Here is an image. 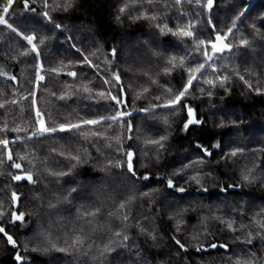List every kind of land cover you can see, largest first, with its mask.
Here are the masks:
<instances>
[{
  "label": "trees",
  "instance_id": "obj_1",
  "mask_svg": "<svg viewBox=\"0 0 264 264\" xmlns=\"http://www.w3.org/2000/svg\"><path fill=\"white\" fill-rule=\"evenodd\" d=\"M207 4L27 0L26 8L25 0H0V141L8 142L0 143V264H264V0ZM165 25L172 31L161 32ZM186 25L193 37L173 35ZM217 33L227 35L229 52L210 50ZM172 56L184 67L168 64ZM199 64L202 75L180 103L158 107ZM117 111L130 115L84 125L87 138L59 130ZM190 119L200 123L185 130ZM41 121L56 131L36 135ZM161 137L163 147L148 143ZM72 164L69 175L49 174ZM29 173L31 182L13 179ZM75 236L82 247L68 246ZM213 244L227 251L196 252Z\"/></svg>",
  "mask_w": 264,
  "mask_h": 264
},
{
  "label": "snow or ice",
  "instance_id": "obj_2",
  "mask_svg": "<svg viewBox=\"0 0 264 264\" xmlns=\"http://www.w3.org/2000/svg\"><path fill=\"white\" fill-rule=\"evenodd\" d=\"M13 2V0H9V6H11V3ZM149 3H151V0H148ZM181 0H176V3H180ZM198 2V0H197ZM212 2L213 0H208V4H207V7L208 8H211L212 7ZM132 3L135 4L136 3V0H132ZM27 0H25V7L27 8ZM128 7V5H125L124 8H121V12L125 11V8ZM3 12L4 13H7L8 12V7H5L3 9ZM241 15H243V12L241 13ZM154 18V17H153ZM239 18V17H238ZM0 23H6V21L4 20V18L2 16H0ZM11 27V26H9ZM159 27V26H158ZM190 27L191 26H188L186 25L184 28H177L175 32H173V35H178L180 37H193L194 36V33L190 30ZM165 29H167V25H165L164 27H162L160 29L161 32H164ZM13 31H16L15 28L12 29ZM168 31H172V29H167ZM231 31L232 29H228V33L231 34ZM27 40H28V43L31 44L34 37L32 36H27L25 37ZM216 41H223V40H226L227 39V35H224L222 36L221 34L217 33L216 35ZM42 42V41H41ZM209 45H210V50L215 54V53H219V52H222L225 48H229L230 49V45L228 44H222V46H217V43L216 42H212V41H209L207 42ZM248 41L247 40H242L241 41V44L242 45H247ZM206 45V42L203 41V40H198L197 41V47L198 49L201 47V46H205ZM33 51L35 52L36 49L35 47H33ZM208 52H209V48L207 46L204 47L203 49V55L210 59V57L208 56ZM112 55L115 56L116 55V50L113 49L112 51ZM86 59V58H85ZM168 64H171L173 67H176L177 66V63H179V65L181 67H184V58H179V60L177 59V57L175 56H172L168 59ZM204 69V65L203 64H199L195 67H192V66H189L187 67L185 70L188 72V80H187V83L185 84V86L183 87V89L179 92H177L176 94H174V96L169 99L167 101L166 104L164 105H158V107H175L177 104L180 103V101L183 99V97L185 95L188 94L189 92V88L192 86V83L194 80H197L198 79V76H197V73H200L202 75V70ZM166 72H170L171 69L170 68H166L165 69ZM213 71H215V69H213ZM69 75L75 77L76 76V73L74 72H70ZM113 78L116 82H119L120 80V75L118 73H114L113 74ZM241 79H243V77L241 76L240 77ZM43 79V78H41ZM218 79L221 81V83H223L225 80H227L228 78L227 77H218ZM206 83H208L209 85L211 86H215V82L213 80H207L205 81ZM105 83H109V81L105 80ZM249 87H251V85H249ZM85 91H90L86 86H85ZM121 91H123V89H121ZM145 91H147V89H145ZM171 91V90H169ZM201 91H203V89H201ZM257 91H259V89H257ZM101 97H104L105 99L107 98H110L112 101H114L117 105H121L123 104L125 107L127 106L126 104V101L119 98L118 96H114L111 94V92H108L107 94L103 91L99 92L98 93ZM211 93H209L210 95ZM63 98V97H61ZM188 112H189V115L191 116L192 115V109L189 108L188 109ZM40 113L37 112V116H39ZM125 115H130V113H125V112H121V111H117L116 113L112 114V115H109V116H106V117H102V118H99V119H89V120H83L82 122H79V123H68L67 125L65 124H61L60 125V128L59 130L60 131H70V130H77L81 135L85 136V138H87V135L88 133L85 132L84 130V125H91V126H98V125H103L105 124L106 121H111V122H119L121 119H123V117ZM41 123V127L39 129V132L36 134V135H44L45 133H48V132H54L56 131L55 128H49V127H45L44 124H43V121L40 122ZM195 123H200V121H197L195 119H190L188 120V122L184 125L185 127V130L188 129V126L189 124H195ZM128 128L129 130L131 129V125L128 124ZM91 135L93 136H99L101 138H103V133H100V132H97L95 130H92L91 131ZM163 137H161L160 139L158 140H150L148 141V143H151V144H157L159 145L160 147H163V144L161 143ZM0 143H3L5 145V147H7V144L8 142L7 141H0ZM205 151V154L206 155H211L210 152H208L207 149L204 150ZM232 155H236V151H233L231 153ZM66 155V158L68 159H71V160H75L77 161V163L81 162L80 161V157L79 155H73L71 153H67L65 154ZM126 155L128 156V161H127V169H128V172H130L133 176H135V171L133 169V164H132V156L133 154L131 152L129 153H126ZM8 159L11 160L12 159V156H11V153H9V156H8ZM16 168H20L21 166L19 164H16L15 165ZM76 165L75 164H72L68 170L66 171H54V172H50L49 174L50 175H54L56 177H63L65 175H69L71 173V169L72 168H75ZM195 179V177H193ZM13 179L14 180H20V179H27L28 181H32V176L31 174H27L26 177H21V176H13ZM143 179H148L147 176L143 177ZM244 179L245 180H248L249 177L247 175L244 176ZM168 187H173V183L171 180L168 181ZM76 191V188L73 187L71 189V192H75ZM177 191H180V192H183L184 189L183 188H179L177 189ZM13 199H18V197L16 196L15 193H13ZM121 208L124 207V204H121L120 205ZM99 209L96 210V212H98ZM96 212H88L86 213V215L88 216H95L96 215ZM15 215V214H14ZM127 217L125 216V219ZM15 219L17 220H21L23 221L24 219V216L23 214H20V215H16L15 216ZM229 227H231L232 225L229 224L228 225ZM4 232V229L2 227H0V233H3ZM116 235H120L119 232L116 233ZM8 239V242L15 245V241L12 239L11 236H8L7 237ZM125 239H127V237H125ZM84 244V241L83 239H81L80 236H75L72 243L69 244L68 246L71 247V248H77L78 246L82 247ZM177 244H179V241H177ZM180 247L183 248L184 245L180 244ZM213 248L216 247V245H212ZM220 247H224V245H220ZM61 251H66L67 249H60ZM198 251H200L201 249H197ZM104 252H108L110 251V248L108 246H105L104 249H103ZM16 261L19 262L22 260V257L20 255H16L15 257Z\"/></svg>",
  "mask_w": 264,
  "mask_h": 264
},
{
  "label": "water",
  "instance_id": "obj_3",
  "mask_svg": "<svg viewBox=\"0 0 264 264\" xmlns=\"http://www.w3.org/2000/svg\"><path fill=\"white\" fill-rule=\"evenodd\" d=\"M216 35H215V37H214V40H213V42H216L217 43V46L219 47V46H222V44H227L224 40L223 41H216ZM230 51V49L229 48H225L222 52H219V53H215V54H217V55H221L222 53H226V52H229ZM12 219L13 220H17V219H15V215H12ZM214 245H216V247L215 248H213L212 247V245H210V246H208V247H202L201 248V250L200 251H196V252H209V251H212V250H215V249H217V248H220V249H224L225 251H227V247H220V245H218V244H214Z\"/></svg>",
  "mask_w": 264,
  "mask_h": 264
},
{
  "label": "rangeland",
  "instance_id": "obj_4",
  "mask_svg": "<svg viewBox=\"0 0 264 264\" xmlns=\"http://www.w3.org/2000/svg\"><path fill=\"white\" fill-rule=\"evenodd\" d=\"M0 72H1L2 74H7L6 70H3V69H1V68H0ZM37 120L40 121V120H41V116H38Z\"/></svg>",
  "mask_w": 264,
  "mask_h": 264
}]
</instances>
